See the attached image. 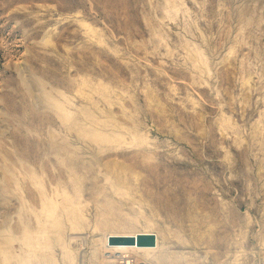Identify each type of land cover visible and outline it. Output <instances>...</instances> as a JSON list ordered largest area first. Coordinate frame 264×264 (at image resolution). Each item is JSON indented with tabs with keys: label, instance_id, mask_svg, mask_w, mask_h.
Instances as JSON below:
<instances>
[{
	"label": "rangeland",
	"instance_id": "rangeland-1",
	"mask_svg": "<svg viewBox=\"0 0 264 264\" xmlns=\"http://www.w3.org/2000/svg\"><path fill=\"white\" fill-rule=\"evenodd\" d=\"M138 233L264 264V0H0V264Z\"/></svg>",
	"mask_w": 264,
	"mask_h": 264
},
{
	"label": "water",
	"instance_id": "water-1",
	"mask_svg": "<svg viewBox=\"0 0 264 264\" xmlns=\"http://www.w3.org/2000/svg\"><path fill=\"white\" fill-rule=\"evenodd\" d=\"M109 245L111 246H133L139 248H156L158 238L151 233H138L131 236H109Z\"/></svg>",
	"mask_w": 264,
	"mask_h": 264
},
{
	"label": "bare ground",
	"instance_id": "bare-ground-1",
	"mask_svg": "<svg viewBox=\"0 0 264 264\" xmlns=\"http://www.w3.org/2000/svg\"><path fill=\"white\" fill-rule=\"evenodd\" d=\"M108 247H109V250L115 251V253H111L110 256L107 257V259L109 261L112 258L115 259L116 257H118L119 254L130 253L131 250H136V251H140V252H150V251H154L153 248H139V247H133V246H119V245H117V247H110V246H108ZM114 259L112 261H114Z\"/></svg>",
	"mask_w": 264,
	"mask_h": 264
},
{
	"label": "built area",
	"instance_id": "built-area-1",
	"mask_svg": "<svg viewBox=\"0 0 264 264\" xmlns=\"http://www.w3.org/2000/svg\"><path fill=\"white\" fill-rule=\"evenodd\" d=\"M116 258V264H151L148 261H142L136 257H133L130 253L119 254Z\"/></svg>",
	"mask_w": 264,
	"mask_h": 264
}]
</instances>
